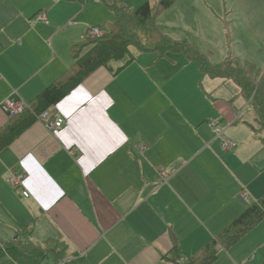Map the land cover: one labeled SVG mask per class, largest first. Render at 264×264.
<instances>
[{"label": "crops", "instance_id": "crops-1", "mask_svg": "<svg viewBox=\"0 0 264 264\" xmlns=\"http://www.w3.org/2000/svg\"><path fill=\"white\" fill-rule=\"evenodd\" d=\"M114 18L106 0H0V128L28 117L12 118L4 99L37 103L87 29ZM130 51L47 108L62 127L35 116L0 150V245L59 240L61 262L171 264L175 245L192 256L264 195V131L238 84L183 51ZM216 128L238 146L224 150ZM15 172L28 196L8 182ZM217 249L212 264H264V218Z\"/></svg>", "mask_w": 264, "mask_h": 264}, {"label": "trees", "instance_id": "trees-1", "mask_svg": "<svg viewBox=\"0 0 264 264\" xmlns=\"http://www.w3.org/2000/svg\"><path fill=\"white\" fill-rule=\"evenodd\" d=\"M176 1L154 0L153 5V2L147 1L137 9H130L121 4L119 0H106L107 5L114 12L115 18L105 25L107 27L105 34L99 38H85L73 46L74 65L41 93L37 103L29 104L33 113L29 110L12 116V118L18 119L28 115L17 123L12 119L0 128V150L8 146L17 135L30 125L35 120V116L47 108L57 105L70 90L100 66L108 65L112 60H127L128 63L133 57L130 51L131 47L143 51L156 49L162 54L167 51H183L200 61L204 74L213 78L222 77L233 80L256 111L259 128L264 131V71H261L257 65L236 57L230 61L226 60L227 62L212 63L192 45L163 35L156 26V18ZM141 34L147 35L146 44L139 38ZM87 47L90 48L84 53ZM263 218L264 195L258 201L249 204L240 216L192 256L182 257L179 247L175 245L165 258L171 264H212L218 258L217 248L219 245L226 248L231 247ZM49 256L54 257L55 264H60L66 256L65 245L59 240L51 241L44 247L31 243L24 244L20 241L0 245V264H40ZM176 259L179 260V263H176ZM63 264L89 263L80 258L63 262Z\"/></svg>", "mask_w": 264, "mask_h": 264}, {"label": "rangeland", "instance_id": "rangeland-1", "mask_svg": "<svg viewBox=\"0 0 264 264\" xmlns=\"http://www.w3.org/2000/svg\"><path fill=\"white\" fill-rule=\"evenodd\" d=\"M156 26L163 35L173 39V33L201 51L208 61L239 56L264 71V0H177L156 18ZM139 38L146 44L147 35Z\"/></svg>", "mask_w": 264, "mask_h": 264}, {"label": "built area", "instance_id": "built-area-1", "mask_svg": "<svg viewBox=\"0 0 264 264\" xmlns=\"http://www.w3.org/2000/svg\"><path fill=\"white\" fill-rule=\"evenodd\" d=\"M36 19L48 23L45 11L39 13L36 16ZM104 34L105 31L102 27L92 26L87 29L86 38H99L102 37ZM2 108L4 109L5 112L10 114L11 116H15L25 111L31 110L29 103H27L26 101L21 99H14L11 97L4 99L2 103ZM37 117L45 124V126L50 131H55L56 129L62 127V125L64 124V118L61 115H53L52 113H50L49 110H45L39 113ZM211 126H214V123H211ZM214 130H216L217 135L221 138V143L224 150H230L238 146V144L234 140L230 139L227 135H225L221 129L216 128ZM25 179H26V174L24 172H15L9 177L8 182L16 189L21 190L24 196H28L29 195L28 191L24 189ZM241 196L242 198L247 199L248 193L246 191H242ZM9 264H16V263H9Z\"/></svg>", "mask_w": 264, "mask_h": 264}]
</instances>
